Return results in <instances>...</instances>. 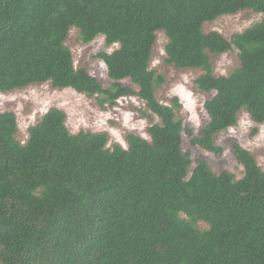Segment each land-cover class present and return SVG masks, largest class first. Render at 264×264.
I'll return each mask as SVG.
<instances>
[{
  "label": "trees",
  "instance_id": "trees-1",
  "mask_svg": "<svg viewBox=\"0 0 264 264\" xmlns=\"http://www.w3.org/2000/svg\"><path fill=\"white\" fill-rule=\"evenodd\" d=\"M250 10L262 19L229 39L203 24ZM71 28L98 52L110 84L75 67L66 40ZM166 36L165 62L201 71L195 86L211 93L197 134L155 95L164 83L150 68L156 33ZM237 50L238 66L214 75L210 55ZM132 86H127L123 81ZM70 88L100 108L139 98L158 118L145 139L125 146L107 132L66 126L51 107L17 139L12 111L0 112V264H264V172L231 145L242 175L192 167L190 145L219 154L215 136L241 111L264 123V0H0V92L33 84ZM199 223L205 225L199 227Z\"/></svg>",
  "mask_w": 264,
  "mask_h": 264
},
{
  "label": "rangeland",
  "instance_id": "rangeland-1",
  "mask_svg": "<svg viewBox=\"0 0 264 264\" xmlns=\"http://www.w3.org/2000/svg\"><path fill=\"white\" fill-rule=\"evenodd\" d=\"M263 15L243 10L231 15H222L203 24V31H217L226 39L233 33L241 32L260 21ZM166 36L162 31L156 33L152 49L150 68L161 74L164 83L156 90V98L163 104H169L172 97H177L181 107L176 115L183 124L197 134L207 121L203 109L205 100L211 93H203L195 86V78L201 74L198 69H178L165 62L164 46ZM71 50L75 67H83L107 87V77L103 62L96 57L98 52H111L116 44L107 45L101 35L85 44L79 40L78 31L71 28L66 40ZM214 75H227L239 64L237 50L218 55H210ZM123 83L132 86L128 81ZM51 107H57L66 113V126L71 133L78 131L107 132L108 145L118 143L125 146L124 135L132 132L145 139L147 127L158 118L144 110L142 101L134 96L121 97L113 107L100 108L94 98H87L70 88H53L49 83L33 84L9 92H0V112L12 111L18 124L17 139H25L26 128ZM238 143L249 151L264 172V123H253L245 111L238 115L236 124L215 136V144L221 148L219 154L190 145L185 133L182 135V150L188 152L192 167L197 159L204 160L214 173L223 170L233 173L236 178L242 175V167L236 161L231 145ZM204 228L203 223H199Z\"/></svg>",
  "mask_w": 264,
  "mask_h": 264
}]
</instances>
